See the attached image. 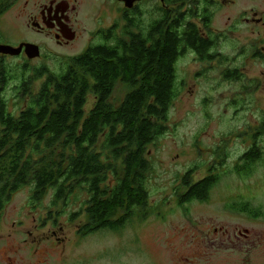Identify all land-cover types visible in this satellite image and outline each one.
<instances>
[{
	"label": "rangeland",
	"instance_id": "rangeland-1",
	"mask_svg": "<svg viewBox=\"0 0 264 264\" xmlns=\"http://www.w3.org/2000/svg\"><path fill=\"white\" fill-rule=\"evenodd\" d=\"M151 4L141 8L150 11ZM250 10L264 12V0H223L216 22L229 28L228 18L233 23ZM247 35L246 27L237 28L241 39L224 46L217 61L200 63L187 55L177 63L180 94L170 110L168 132L149 148L153 174L145 222L136 220L119 232L84 234L81 211L87 196L53 207V192L33 203L32 188L25 187L10 198L0 218V264H264V62L239 54ZM100 43L80 39L68 49L48 46L52 53L28 68L59 74L68 58ZM2 63L14 81L0 92V101L17 116L24 106L16 90L23 63ZM228 69L238 70L240 80H228ZM124 96L119 85L112 101ZM92 104L89 98L87 109ZM254 144L262 161L251 176L240 177L234 168ZM190 170L195 171L192 183L211 175L219 179L208 200L180 205L181 179ZM244 203L262 216L231 208Z\"/></svg>",
	"mask_w": 264,
	"mask_h": 264
},
{
	"label": "trees",
	"instance_id": "trees-1",
	"mask_svg": "<svg viewBox=\"0 0 264 264\" xmlns=\"http://www.w3.org/2000/svg\"><path fill=\"white\" fill-rule=\"evenodd\" d=\"M193 31L192 39L169 33L160 39L134 33L126 39H101L68 58L59 74L26 66V84L16 89L23 108L15 116L5 103L0 105V218L10 198L31 187L33 203L53 192V207L87 196L81 211L84 234L119 232L136 220L145 222L153 174L148 153L168 132L170 110L180 94L177 62L190 45L198 50L207 46ZM0 70L11 76L4 65ZM32 72L34 77H28ZM119 85L125 96L114 103ZM89 98L93 104L87 109ZM261 154L254 144L234 172L251 176ZM194 172L181 179L185 193L180 205L208 200L218 182L211 175L192 183ZM231 208L262 216L248 203Z\"/></svg>",
	"mask_w": 264,
	"mask_h": 264
},
{
	"label": "flooded vegetation",
	"instance_id": "flooded-vegetation-1",
	"mask_svg": "<svg viewBox=\"0 0 264 264\" xmlns=\"http://www.w3.org/2000/svg\"><path fill=\"white\" fill-rule=\"evenodd\" d=\"M145 2L152 3L150 11L141 8ZM222 2L142 0L127 8L120 0H0V45L22 47L18 56L0 54V65L3 66L2 61H21L19 80L26 84L23 69L26 71L30 63L41 60L46 52L51 54L48 46L68 49L80 39H126L128 33L146 39H160L167 33L177 39H192V27L197 39L207 46L198 50L190 45L179 61L187 55H193L200 63L221 59L224 46L232 39H241L236 36V29L246 27L248 41L241 45L239 54L247 60L264 62V12L244 11L233 23L228 18L230 27L222 29L216 22ZM25 45L37 47L39 58L30 60ZM225 73L228 80L235 81L242 75L230 69ZM262 76L264 79V72ZM13 81L0 70V92Z\"/></svg>",
	"mask_w": 264,
	"mask_h": 264
},
{
	"label": "water",
	"instance_id": "water-1",
	"mask_svg": "<svg viewBox=\"0 0 264 264\" xmlns=\"http://www.w3.org/2000/svg\"><path fill=\"white\" fill-rule=\"evenodd\" d=\"M125 3L127 8H131L134 3L136 2H141L142 0H120ZM26 48V55L30 60L39 58V50L37 47L32 46V45H25ZM22 47L19 49H13L10 47L6 46H1L0 45V54L3 55H10V56H18L21 53Z\"/></svg>",
	"mask_w": 264,
	"mask_h": 264
},
{
	"label": "bare ground",
	"instance_id": "bare-ground-1",
	"mask_svg": "<svg viewBox=\"0 0 264 264\" xmlns=\"http://www.w3.org/2000/svg\"><path fill=\"white\" fill-rule=\"evenodd\" d=\"M38 59V58H37Z\"/></svg>",
	"mask_w": 264,
	"mask_h": 264
}]
</instances>
